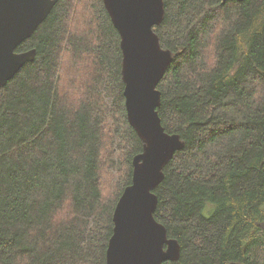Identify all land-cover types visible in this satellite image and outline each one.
<instances>
[{
    "label": "trees",
    "instance_id": "16d2710c",
    "mask_svg": "<svg viewBox=\"0 0 264 264\" xmlns=\"http://www.w3.org/2000/svg\"><path fill=\"white\" fill-rule=\"evenodd\" d=\"M77 3L56 1L15 49L34 59L0 87V264H104L143 149L125 115L119 33L102 0L70 20ZM163 4L154 31L172 59L157 114L184 142L152 191L180 246L163 264H264V0Z\"/></svg>",
    "mask_w": 264,
    "mask_h": 264
},
{
    "label": "water",
    "instance_id": "95a60500",
    "mask_svg": "<svg viewBox=\"0 0 264 264\" xmlns=\"http://www.w3.org/2000/svg\"><path fill=\"white\" fill-rule=\"evenodd\" d=\"M57 0H0V87L35 57V49L16 51L48 16ZM120 37L121 74L127 120L143 142L132 158L131 182L114 205L104 264H163L178 259L180 246L154 218L164 165L184 146L167 133L157 114L158 82L171 62L161 48L155 25L164 15L163 0H102ZM224 1V0H223ZM228 264H244L230 262Z\"/></svg>",
    "mask_w": 264,
    "mask_h": 264
},
{
    "label": "rangeland",
    "instance_id": "374dc122",
    "mask_svg": "<svg viewBox=\"0 0 264 264\" xmlns=\"http://www.w3.org/2000/svg\"><path fill=\"white\" fill-rule=\"evenodd\" d=\"M84 1L85 0H80V3H77L73 6L72 11L69 12L70 16H71L70 20L73 19V21H77L78 18H81V16H80L81 12L80 11H82V6H83ZM100 174H101V180L100 181H102V183L106 184L109 182V179H112L110 177L109 172L106 169L101 170ZM102 192H103V194L105 193L106 196H108L110 193V190L107 191V188H103Z\"/></svg>",
    "mask_w": 264,
    "mask_h": 264
},
{
    "label": "bare ground",
    "instance_id": "6f19581e",
    "mask_svg": "<svg viewBox=\"0 0 264 264\" xmlns=\"http://www.w3.org/2000/svg\"><path fill=\"white\" fill-rule=\"evenodd\" d=\"M23 65H24V64H23ZM23 65H22V66H23ZM20 68H21V67H20ZM20 68H19V69H20ZM14 75H15V74H14Z\"/></svg>",
    "mask_w": 264,
    "mask_h": 264
}]
</instances>
